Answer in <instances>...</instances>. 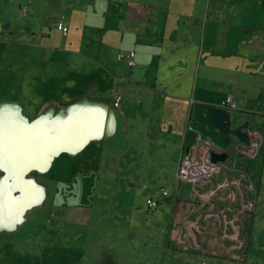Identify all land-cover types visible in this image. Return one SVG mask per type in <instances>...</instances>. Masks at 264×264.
Wrapping results in <instances>:
<instances>
[{"label": "crops", "instance_id": "0c3cea01", "mask_svg": "<svg viewBox=\"0 0 264 264\" xmlns=\"http://www.w3.org/2000/svg\"><path fill=\"white\" fill-rule=\"evenodd\" d=\"M58 22L69 27L67 35ZM129 50L132 66L119 59ZM117 94L120 112L113 102ZM228 96L237 103L234 126L249 123L251 142L264 137V0H0V132L20 115L23 126L40 121L45 132L43 114L52 106L87 102L80 108L95 124L81 129L91 132L83 146L92 179L116 180L118 194H139L142 181L148 183L147 199L160 200L154 209L145 203L150 210L174 203L170 196L191 195L198 202L193 213L173 209L172 219L182 225L167 232L171 248L161 251L162 264H264V146L260 155L246 156L232 137L229 158L213 177L225 192L227 179L234 186L242 178L256 184L255 192L240 195L252 201L254 212H230V218L238 214V227H230L229 234L219 224L199 231V221L206 220L202 208L215 190L213 179L194 193L177 176L194 106L226 107ZM96 138L103 150L115 156L123 149L133 163L125 160L120 170L99 171V159L89 156L97 153L90 143ZM39 153L36 148L32 167L16 179L18 162L9 164L0 152V264H21L1 255L8 250L7 238L32 213L20 186L31 187L27 182L34 180L46 188ZM53 163L48 173L58 180L57 159ZM75 201L73 193V206Z\"/></svg>", "mask_w": 264, "mask_h": 264}, {"label": "rangeland", "instance_id": "374dc122", "mask_svg": "<svg viewBox=\"0 0 264 264\" xmlns=\"http://www.w3.org/2000/svg\"><path fill=\"white\" fill-rule=\"evenodd\" d=\"M86 103L80 101L66 103L64 107L60 106L59 110L56 106H52L48 113L43 114L45 116L43 117L44 123L47 124L49 133L52 130L55 134V129L50 128L49 124L55 123V120L59 117H70L73 115L72 108L87 105ZM50 104L54 105V103ZM116 109L120 112L122 105L121 109ZM89 117H91L89 112L81 114V119H76V124L80 126L89 125ZM93 118L95 119V117ZM19 119L25 120L22 115L19 116ZM39 123L40 121L28 128V125L22 126L23 131L18 132L17 136L20 135L24 139L23 146L26 145V148L29 146V149L32 148L33 150L27 157L22 156L20 150L19 153L15 150V154L18 153L16 161H12L7 157L9 164H17L20 160L30 163L34 158L33 151H36V148L38 152L43 154V147L34 140L35 135L40 138V130L44 134V130L39 128ZM48 142L46 141V145H48ZM93 142L97 146V153L89 156L99 159V171L116 170L121 167L119 162L124 163L125 160L127 163H133V160H127L123 157V149L117 150L115 156H113L109 149L103 150L101 145L98 144L100 139L96 138L90 143ZM83 143H80L81 146L78 150L72 152L62 149L59 153L60 149L57 152L54 149L55 147L50 148L46 154V156L48 154V156H52L49 163H47V158V162L44 164L45 168H43V165L38 164L46 176L43 181L46 187L43 188L44 198L27 209L32 213L25 215L20 227L7 238L6 246L8 250L1 255V259L9 263L13 262L12 259L16 257L21 264H144L145 261L148 264L150 260L154 261L153 264L164 263L159 261H166L165 257L161 259L163 256L161 251L164 252L171 248V235L167 232L182 225L181 222L178 223L177 220L172 219L174 217L172 214L175 212L173 209L193 213L195 204L198 202L194 203L191 195L185 199L170 196L167 200L172 197L174 203L169 204L171 203L169 200L161 203L157 209L150 210L145 203H147V194L151 191L146 190L149 185L143 181L139 187V194H132V192L116 193L115 187L120 185L116 180L108 182L104 177L96 179L90 177L88 170L91 164L88 163L87 166L86 147ZM253 145L258 148V155H260L264 146V137L259 136L257 139L255 136ZM23 146L20 148L21 150H23ZM55 159H57L60 169L59 181L56 176L52 177L48 173L54 165ZM147 164V160H143V166ZM117 170H120V168ZM147 172L148 170L143 168L142 173L146 175ZM143 178L145 176H142V180H144ZM212 182V187L216 189L218 184L214 179ZM28 185L33 189H28L27 197L29 199L30 196L31 198H37V194L40 197V192L35 191L34 181H30ZM73 193H75L76 198L74 206L71 202ZM191 193L193 194V192ZM224 193V197L221 199L222 202L216 201V196H213L208 199L209 201L205 205L210 206L213 202H218L219 205L216 210L221 209L227 204L224 200H227L228 203L230 201L227 192L224 191ZM239 196L238 201L232 205V208L241 214L245 212L253 213L254 211L251 212L253 205H251V209L244 210L245 201L240 200ZM201 202L203 201L201 200ZM205 205L202 208L203 213L207 209ZM41 206H47L48 209L41 210L39 209ZM35 208L38 209L33 212ZM181 239L180 243L185 244L184 236L181 235ZM4 241L5 239L3 243Z\"/></svg>", "mask_w": 264, "mask_h": 264}, {"label": "built area", "instance_id": "2783aa9c", "mask_svg": "<svg viewBox=\"0 0 264 264\" xmlns=\"http://www.w3.org/2000/svg\"><path fill=\"white\" fill-rule=\"evenodd\" d=\"M58 28L60 32L63 35H67L68 31H70L69 27L66 26L63 22H58ZM134 52L132 50L123 52L119 54V59L120 60H127L129 65L135 64V61L133 59ZM233 96H228L225 98V106L230 109L231 111L237 108V103L233 100ZM121 103H122V96L117 94L114 99V106L116 108L121 109ZM254 142H251L248 145H238L236 146L238 151H241L242 154H245L246 156H257L258 155V148L253 145ZM212 151H220V148L211 145L210 142H199L196 145L194 144L191 148L190 151L185 154L181 161L180 165L178 168V173L177 176L179 178V181L188 183L192 187V191L194 193H199V189L203 185H205L208 180L211 181L213 177L216 174H219L222 169L223 163H212L210 161L211 158V152ZM245 179V178H244ZM243 178L238 182L237 186H234L231 181H228L227 183L230 184V189L229 192L227 191V197L228 201L224 200L227 204L224 205L221 209L216 210L219 205L218 202H213L211 208H207L204 211V217L205 221L201 220L199 222V231H203L204 229L215 227L217 224L221 225L224 228V234L228 233V230L230 227L235 225L238 227L237 223H235V218L237 219L238 215L235 213L234 218H230L229 214L234 210L232 208V205L235 204L238 200L239 194L241 195L246 192H255L256 190V184L253 180L245 179L247 180L246 186L247 188L243 187V183H245V180ZM226 183V184H227ZM224 188L219 187L215 189L214 191H211L210 197L216 196L217 200L216 201H221L224 197ZM220 191V192H219ZM162 194L163 196L168 195V192L162 189ZM240 198V196H239ZM245 202L243 208L244 210H249L251 209V205L253 204L250 199H247V196H245ZM202 199V198H200ZM209 199V198H208ZM207 199V200H208ZM248 200V201H247ZM209 201V200H208ZM160 203V200L155 198V197H149L147 199V206L150 209H154L158 206ZM223 204V203H222ZM234 207V206H233ZM229 234V233H228Z\"/></svg>", "mask_w": 264, "mask_h": 264}, {"label": "water", "instance_id": "95a60500", "mask_svg": "<svg viewBox=\"0 0 264 264\" xmlns=\"http://www.w3.org/2000/svg\"><path fill=\"white\" fill-rule=\"evenodd\" d=\"M233 113L234 111H231L227 107H214L207 104L195 105L194 110L192 111L189 127L186 132V138L183 146L184 152L187 154L190 151V148L199 142H210L211 145L220 148V151L211 152L210 161L212 163H224L229 158V148L232 143V137L237 138L239 142H241V145L250 144L251 138L249 133L246 131V129L249 128V123L246 122L235 127L232 118ZM62 148L63 147H60V149ZM46 158L50 160V156L45 155V158H42L44 163ZM33 162V160L30 163L25 160H20L18 162L19 167L15 173L17 177L15 178L20 177L22 179L23 171L32 167ZM30 181L28 180L27 183ZM34 183L36 186L35 191H37V193L38 191L40 192V197L38 194L36 196L37 198L30 197L29 199L26 197L27 200L24 206L25 208L27 207V209L44 198V189L35 181ZM20 187L24 188V194L28 196L29 191H27V189H31V187Z\"/></svg>", "mask_w": 264, "mask_h": 264}, {"label": "bare ground", "instance_id": "6f19581e", "mask_svg": "<svg viewBox=\"0 0 264 264\" xmlns=\"http://www.w3.org/2000/svg\"><path fill=\"white\" fill-rule=\"evenodd\" d=\"M81 109L82 108H80V107H75L74 109L72 108L71 112L73 113V115H71L70 117L62 116V117L58 118L59 122H57V119H56L55 123L49 124L50 128L55 129V134H53L52 130L49 133V129L47 131H45L44 134H42L40 131V134H39L40 138H39V136H37L36 143L38 145L41 144V146L43 147V154L41 155L42 157L45 158V155L47 154L49 149L53 148V147H55L54 149H56V151L59 150L60 147H64V146L65 147L62 149H65L66 151L67 150L68 151L70 150L71 152L76 151V150H78L79 146H81V144H80L81 142L86 143V141L89 140V138L91 136L90 135L91 132L89 131L90 133L88 134V132L86 130L81 129L82 126L76 124V122H77L76 119H81V114H83L85 112L88 113V111H83ZM35 123H37V122H35ZM35 123H32V125L33 124L35 125ZM90 124H95L93 119L91 120ZM90 124L85 125L87 130L89 129ZM22 126H23V122L20 120L19 121L15 120L14 122L8 120L7 123H5V125H2V130L0 132V152H1L3 157L6 156V157L10 158V160H12V161H16L19 150L21 152V155L24 157H27V155L30 154V152L33 150L32 148L29 149V146L27 147L28 149L26 148V145L23 146L22 143L24 142L23 141L24 139H22V137L20 135L17 136L18 132L23 131ZM39 128H40V125H39ZM84 132H85V134H83ZM49 134H50V137H49ZM84 135H86V136L84 137ZM61 136H62V139L60 138ZM26 137H28V136H26ZM46 141L47 142L49 141L48 145H46L47 144ZM22 146L24 147L23 150L20 149ZM35 146H37V145H35ZM44 149H45L46 153H45ZM62 149H60V150H62ZM15 150H17V152H18L17 154H15L16 153ZM60 150H59V153H60ZM51 157L52 156L50 155V158ZM46 160H47V158L45 159V163L47 161H48L47 163H49V160H47V161ZM45 163H42L43 168H45V166H44Z\"/></svg>", "mask_w": 264, "mask_h": 264}]
</instances>
